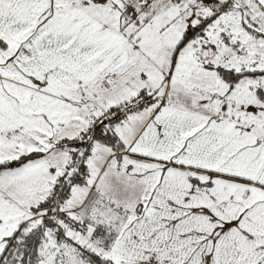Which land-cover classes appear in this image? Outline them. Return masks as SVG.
Segmentation results:
<instances>
[{"label":"snow or ice","instance_id":"6c2138e0","mask_svg":"<svg viewBox=\"0 0 264 264\" xmlns=\"http://www.w3.org/2000/svg\"><path fill=\"white\" fill-rule=\"evenodd\" d=\"M0 264H264V0H0Z\"/></svg>","mask_w":264,"mask_h":264}]
</instances>
